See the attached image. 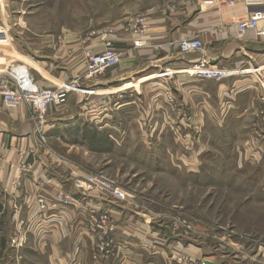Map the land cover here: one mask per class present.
<instances>
[{
  "label": "crops",
  "instance_id": "obj_1",
  "mask_svg": "<svg viewBox=\"0 0 264 264\" xmlns=\"http://www.w3.org/2000/svg\"><path fill=\"white\" fill-rule=\"evenodd\" d=\"M209 5L211 9L206 11L192 12L189 7H185L184 11L169 16L162 9L158 16L150 18L152 30L140 49L133 48L130 36L120 32L122 35L116 39L117 44L113 43L114 48L124 53L119 65L85 85V88H95L93 91L96 94L90 97L72 93L63 106H67L65 109L60 111L50 107L47 139L51 128L57 125L56 121L76 123L85 116L84 111L90 105L84 101L91 99L99 104L96 108L99 130L112 128L116 132L133 130L150 133L152 148L160 146L168 149L174 142L175 146L182 148L185 158L189 159L186 165L190 167L196 165L197 160L192 157L202 149L198 145L199 140L204 137L206 142L210 138L217 140L216 133L223 131V128L225 132L232 131L231 123L228 122L232 118H242L248 113L264 114V87L261 90L259 86L264 85V45L255 33L250 31L240 34L235 27V22L247 17L252 9L246 10L243 3L235 0L232 5L217 6L211 2ZM154 18H157L155 22ZM0 36L6 37L5 29H0ZM192 37L198 38L203 44L209 65L237 74L214 81L196 79L182 72L197 62L199 55H181L171 43ZM3 43L0 42V45L5 47L7 44ZM73 45L71 48H74ZM75 51H80L79 46ZM73 53L59 57L55 52L51 57L39 56V60H34L33 53L22 52L21 57L27 61V67L39 85L58 88L85 71V64L78 60L81 59L79 53ZM44 57L46 60L43 61ZM251 68H261L263 77L251 76ZM167 69L176 74L170 78L156 76ZM107 72L113 76H106ZM258 79H261L260 83ZM251 83L257 85L251 86ZM250 92L257 93L253 95ZM170 93L182 114L169 109L166 94ZM259 93H262L260 103L254 102ZM111 101L113 110L110 113L107 111L111 109L107 106ZM100 106L103 107L102 111ZM135 110L136 120L129 117L128 122L124 117L127 118L129 111L131 116ZM111 115L114 119L112 124L108 121ZM168 132L178 136L174 140L167 138L166 142L165 134ZM115 143L118 144L117 141ZM0 147L3 150L0 159V260L9 261L11 253L15 252L13 249H16L20 264H97L91 258L94 239L81 233L82 213L78 215L67 211L65 226L60 228L52 227L47 221L42 234L29 227L31 202L35 196L31 182L37 176L48 182L43 191L47 199H51L52 191L58 186L68 192L74 190L69 176L72 166L58 162L55 155L39 147L27 105L6 109L0 103ZM23 164L32 167V174L19 172V166ZM17 178L20 187L15 186ZM13 207H16L15 211ZM112 208L116 219L113 239L119 247L114 257L99 264H171L168 250L180 243L169 234L168 228L164 226L166 223L159 226L152 218L151 224L146 226L127 204H117ZM52 214L54 212H49L48 216ZM25 229L24 243L20 246L22 249L9 246V240L20 236V230ZM186 243L188 241L184 242L185 250L196 257L200 256L196 248H192L195 241H191V246ZM212 258L209 257V260Z\"/></svg>",
  "mask_w": 264,
  "mask_h": 264
},
{
  "label": "rangeland",
  "instance_id": "obj_2",
  "mask_svg": "<svg viewBox=\"0 0 264 264\" xmlns=\"http://www.w3.org/2000/svg\"><path fill=\"white\" fill-rule=\"evenodd\" d=\"M219 1L0 0V29L6 30V37L0 36V42L8 45H4L6 49L0 45V72L13 64L28 65L21 57L22 52L33 53L34 60H39V56L51 57L56 52L63 57L74 51V55L79 53L81 59L78 60L84 64V55L99 53L105 41L117 44L116 39L122 35L120 26L127 17L146 15L152 18L162 9L169 16L184 11L185 7L192 12L206 11L211 9L210 2L218 6ZM235 2L243 3L242 0ZM170 5L175 7L171 13L168 11ZM71 44H75L74 48ZM77 46L80 51H75ZM42 60H46L45 57ZM261 70L251 68L249 73L261 78ZM105 75L113 76L110 72ZM260 81L258 79V83ZM259 86L261 90L264 87ZM94 89L87 88L90 97L96 94ZM250 93L256 95L257 92ZM262 93L254 102L260 103L264 88ZM84 102L94 108L87 107L85 116L76 123L56 121L57 125L49 132L46 148L58 162L62 159L74 172L104 173L116 181L127 194L123 203L137 213V218L146 226L152 218L161 225L166 223L167 228L177 220L191 225L192 232L183 236L189 240L186 245L196 242L192 248H196L203 264H264L263 112L232 118L228 121L232 131L225 132L223 128L216 133L217 140L210 138L206 142L205 137L199 140L198 145L202 147L196 153L199 158L194 155L196 165L189 167L186 165L189 159L174 142L168 149L152 148L150 133L116 132L112 128L99 130L96 119L99 104L91 99ZM112 105V101L109 102L107 108L111 110L107 112H112ZM99 108L103 110L102 106ZM129 112L124 118L128 122L129 117L136 120L137 110L131 116ZM108 121L113 123L112 115ZM165 135L166 142L167 138L174 140L178 136L173 132ZM111 215L116 222L113 210ZM169 234L173 237L172 231L169 230ZM13 250L9 261L0 260V264H20L18 253ZM186 252L194 256L189 250ZM209 257H213L212 260Z\"/></svg>",
  "mask_w": 264,
  "mask_h": 264
},
{
  "label": "built area",
  "instance_id": "obj_3",
  "mask_svg": "<svg viewBox=\"0 0 264 264\" xmlns=\"http://www.w3.org/2000/svg\"><path fill=\"white\" fill-rule=\"evenodd\" d=\"M249 15L240 18L235 22L238 33L245 31L255 33L261 44L264 45V0H242ZM218 4L232 5L233 0H220ZM175 7L170 5L169 13ZM152 30V20L146 15H133L127 17L120 31L132 39L135 49L143 47L145 39ZM181 55L196 53L199 55L197 62L188 69L182 71L196 79L221 81L237 73L228 70L216 69L208 64L205 58L203 44L198 38H182L171 43ZM123 52L113 47V42L107 40L103 43L99 53H87L84 55L85 71L81 76L65 82L58 88H46L39 85L27 65L19 63L10 65L5 71L0 72V103L6 109H15L21 105H27L30 109V117L34 125V134L37 137L39 147L47 150L48 112L50 107L56 109L66 105L72 93L88 95L85 85L96 80L107 70L114 69L119 65ZM175 71L164 70L158 78H170ZM167 105L171 111L181 113L173 95L166 94ZM48 151V150H47ZM3 150L0 147V159ZM63 162V160L61 159ZM64 164V163H63ZM19 172L32 174V167L27 164L19 166ZM34 175V174H33ZM73 192H68L62 187H56L52 191L51 199H47L43 191L47 188V180L37 176L31 183L35 190L34 200L31 202L30 225L37 233L42 234L45 230V223L52 227L60 228L65 226V215L67 211L82 213L81 233H86L94 239L91 250L92 260L99 264L106 259L115 256L117 246L114 243L113 233L116 229V222L111 212L113 206L123 203L126 200V192L123 188L104 173H88L83 170L69 172ZM15 186L20 187L19 178ZM14 211L16 207H13ZM49 212L54 214L48 216ZM149 223L148 225H150ZM158 225H161L157 223ZM173 238L178 239L180 246L172 245L168 250V259L171 264H203L199 257L192 256L181 245L188 241L183 234L192 232L191 225L175 221L169 228ZM24 231L20 230V236L10 240L11 247H20L24 243Z\"/></svg>",
  "mask_w": 264,
  "mask_h": 264
}]
</instances>
